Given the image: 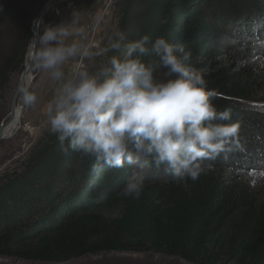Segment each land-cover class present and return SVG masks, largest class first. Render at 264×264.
<instances>
[{
    "label": "trees",
    "instance_id": "obj_1",
    "mask_svg": "<svg viewBox=\"0 0 264 264\" xmlns=\"http://www.w3.org/2000/svg\"><path fill=\"white\" fill-rule=\"evenodd\" d=\"M47 1L0 0V12L23 18L0 87L21 68L31 21ZM116 8L114 32H122L125 43L148 35V47L161 36L185 46L191 53L186 63L202 70L207 89L216 93L217 111H230V119L213 123L238 125L237 134L202 161L205 171L187 189L143 157L146 166L136 171L145 187L133 199L122 194L132 175L127 164L110 168L79 152L65 155L46 128L16 166L0 170V257L62 263L117 251L200 264H264V178L245 187L246 179L264 173V104L257 105L264 103V0H117ZM44 20L56 25L61 19ZM232 43L247 54L259 52L261 63L247 57L238 72L221 66L215 58ZM121 55L103 52L98 67ZM142 61L163 78L158 56Z\"/></svg>",
    "mask_w": 264,
    "mask_h": 264
},
{
    "label": "clouds",
    "instance_id": "obj_2",
    "mask_svg": "<svg viewBox=\"0 0 264 264\" xmlns=\"http://www.w3.org/2000/svg\"><path fill=\"white\" fill-rule=\"evenodd\" d=\"M37 31L31 40L29 59L54 82L47 102L46 118L59 148L95 157L96 164L110 168L132 169L122 194L139 199L145 187L143 157L177 185L185 189L205 171L204 159L214 158L238 125L213 121L230 119V111L218 112L202 74L186 63L191 56L183 44H172L157 37L148 47L150 37L142 35L125 43L122 32L113 34L104 52L121 51L111 56L95 71L77 65L66 72L64 65L77 55L92 57L76 37H83L79 15L56 25L35 21ZM42 29V30H41ZM153 54L165 69L163 78L153 76L151 66L142 57ZM24 103L36 102L35 94L19 89ZM96 164L93 167H96Z\"/></svg>",
    "mask_w": 264,
    "mask_h": 264
},
{
    "label": "rangeland",
    "instance_id": "obj_3",
    "mask_svg": "<svg viewBox=\"0 0 264 264\" xmlns=\"http://www.w3.org/2000/svg\"><path fill=\"white\" fill-rule=\"evenodd\" d=\"M60 1V6L57 7L56 4L42 17L45 23V17H52L53 14L60 16L63 14V10L67 6V2H73L75 4L76 0H57ZM117 1V0H116ZM116 1L114 0L110 11V17L103 27V45L97 49H89L91 53H103L105 47H108L111 36L113 35L116 24L118 21V10L116 8ZM56 2V3H57ZM37 16V15H36ZM35 16V17H36ZM34 17V18H35ZM32 19V21L34 20ZM90 19V18H89ZM88 19V20H89ZM87 20V21H88ZM31 21V24H32ZM61 21V20H60ZM30 24V27H31ZM86 24V23H85ZM23 28V18L19 13H2L0 12V71L4 67L6 61L10 57L13 43L19 37ZM42 30V29H41ZM31 41V37L28 41L27 50ZM264 46V42L262 43ZM244 45H227L221 54L215 58L221 66L226 67L230 72H238L244 66L245 61L252 59L251 63L258 65L261 63V54L255 52L254 54H247ZM26 50V53H27ZM264 53V52H263ZM102 55V54H99ZM26 56V54H25ZM97 57V58H96ZM247 57H249L247 59ZM81 58V55H77V59ZM75 59V60H77ZM98 55H94L91 58L87 56L82 57V62L84 67L89 71H93L98 67ZM100 61V60H99ZM250 63V62H249ZM25 64L24 61L21 64V68L12 71L9 77V82L6 86L0 87V126L7 119V113L11 107L13 97L20 84V76L22 74ZM208 69V68H207ZM205 70V69H204ZM202 71V70H199ZM32 74L31 82L26 86V89L37 96L39 92L34 90V87L39 83L43 70L37 69L32 65L30 69ZM24 87V86H23ZM38 92V93H37ZM44 98L43 93L40 94L39 99L35 103L28 105L24 103L22 93L18 97L17 104L22 107V116L17 129L13 133L3 139L0 142V170H5L8 168H13L18 163L16 162L22 155L27 151L28 148L36 141V139L43 133V131L50 127L47 123L46 118V108L41 107V101ZM257 105H261L257 103ZM9 117V115H8ZM261 176V177H260ZM258 178H250L245 180V187L251 189L253 186H257L259 181L264 176L260 175ZM257 190V189H256ZM0 264H200V263H189L176 257H168L159 254L150 253H137V252H106L96 255H86L81 258L73 259L68 262L62 263H45V262H28L24 260H18L14 258H4L0 257ZM219 264H227V262H222Z\"/></svg>",
    "mask_w": 264,
    "mask_h": 264
},
{
    "label": "crops",
    "instance_id": "obj_4",
    "mask_svg": "<svg viewBox=\"0 0 264 264\" xmlns=\"http://www.w3.org/2000/svg\"><path fill=\"white\" fill-rule=\"evenodd\" d=\"M100 2L101 0H76L75 4L73 2H67V6L65 7V10H63L61 21L59 23L63 21H70L72 19V13L75 11L79 15L78 26L84 28V25L87 20L92 15L96 14ZM76 39L81 43V37H76ZM75 59H77V56L71 58L68 62H66V64L64 65V69L66 72H70L71 68L79 60V58L77 60ZM38 82L39 83L34 87V90L39 92V96L41 93H43L44 98L41 101V107L46 108L47 102L52 96L54 82L49 78L48 74L45 71L41 73ZM39 96H37V100L39 99Z\"/></svg>",
    "mask_w": 264,
    "mask_h": 264
},
{
    "label": "built area",
    "instance_id": "obj_5",
    "mask_svg": "<svg viewBox=\"0 0 264 264\" xmlns=\"http://www.w3.org/2000/svg\"><path fill=\"white\" fill-rule=\"evenodd\" d=\"M116 1V0H115ZM114 0H101L96 14L92 15L84 25V35L81 37V45L83 48L99 50L103 45L102 30L110 17L111 7ZM82 57L75 63L71 70L77 65L84 66Z\"/></svg>",
    "mask_w": 264,
    "mask_h": 264
},
{
    "label": "bare ground",
    "instance_id": "obj_6",
    "mask_svg": "<svg viewBox=\"0 0 264 264\" xmlns=\"http://www.w3.org/2000/svg\"><path fill=\"white\" fill-rule=\"evenodd\" d=\"M40 19H42V17L39 18V20ZM32 52H33V49H32V44L30 41V44H29V47H28V50H27V53L25 56L24 68H23L22 74L20 76L19 87L24 86V88H26V86L31 82L32 74L30 73V69L32 66H30L29 57L32 54ZM17 101H18V99H17ZM17 101L14 104V106L12 107V110H11L9 117H8V122H6V124H5L4 132H5L6 137H9L13 133V131L17 129V126L21 120L22 107L19 104H17Z\"/></svg>",
    "mask_w": 264,
    "mask_h": 264
},
{
    "label": "water",
    "instance_id": "obj_7",
    "mask_svg": "<svg viewBox=\"0 0 264 264\" xmlns=\"http://www.w3.org/2000/svg\"><path fill=\"white\" fill-rule=\"evenodd\" d=\"M56 2H57V0H48L45 3V5L40 9V11L38 12L37 16L32 21V24H31V27H30V30H31V39H32V36H33L34 32L37 31L35 21H37V20H39V18L43 17L52 8V6H54L56 4ZM32 65L33 64L30 61V66H32ZM20 88L21 87L18 86V89L16 90V93H15V95L13 97V100H12V103H11V107H10L8 113H7V117L6 118H8V115L10 114V112L12 110V107L14 106V104L16 103L18 97L21 94V92L19 91ZM261 104H264V103H261ZM6 121H7V119L0 126V142L3 139L6 138V135H5V132H4V128H5Z\"/></svg>",
    "mask_w": 264,
    "mask_h": 264
},
{
    "label": "snow or ice",
    "instance_id": "obj_8",
    "mask_svg": "<svg viewBox=\"0 0 264 264\" xmlns=\"http://www.w3.org/2000/svg\"><path fill=\"white\" fill-rule=\"evenodd\" d=\"M237 134V131L232 135L233 137H235ZM262 176H264V173H261Z\"/></svg>",
    "mask_w": 264,
    "mask_h": 264
}]
</instances>
